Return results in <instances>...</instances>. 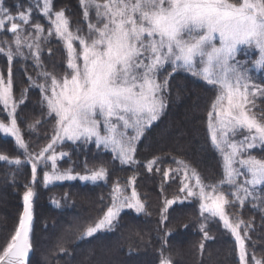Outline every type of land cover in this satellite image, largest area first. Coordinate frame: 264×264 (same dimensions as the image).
Segmentation results:
<instances>
[{
  "label": "snow or ice",
  "instance_id": "snow-or-ice-1",
  "mask_svg": "<svg viewBox=\"0 0 264 264\" xmlns=\"http://www.w3.org/2000/svg\"><path fill=\"white\" fill-rule=\"evenodd\" d=\"M80 5L87 21L84 34L81 28L72 30L65 10H54L52 0L42 4L37 0L35 5L36 11L48 18L47 30L34 21L32 5L10 6L7 0H0V34L12 35L11 41L0 40V54L9 62L7 80L0 75V104L6 110L12 104L10 125L0 123V132L14 137L28 156L33 182L38 162L47 166L50 160L52 172H44L45 185L76 179L94 183L106 179V169L84 175L57 171L58 142L94 141L97 147L110 149L122 164L135 163L137 142L167 106L171 77L184 71L202 79L216 91L208 127L212 144L223 158V180L207 185L195 171L189 173L187 166L177 161V169L166 170L163 176L167 179L170 171L182 173L179 191L184 196L165 200L160 223L167 221L170 206L194 198L201 215L207 213L205 220L219 217L236 237L241 264H247L244 240L238 231L243 222L230 223L225 209L237 202L243 205L249 198L255 200L258 187L264 190V159L249 151L264 146V113L258 117L253 112L254 98L264 97V86L255 84L252 76L253 70H264V0H80ZM53 36L66 52L64 74L58 78L43 71L40 75L45 84L36 86L44 93L42 99L56 129L51 142L33 156L17 126L11 63L17 57L31 58L41 68L42 43L50 42ZM242 48L255 50L258 56L240 59ZM238 136L242 139H236ZM0 161L22 164L6 155H0ZM156 163H148L149 172ZM134 185L132 178L128 194L127 186L114 184L111 206L94 226L84 230L82 239L112 230L125 208L144 212L145 204ZM224 185L231 191L225 193ZM34 195L32 187L23 194V213L14 234L0 250V264H28ZM200 230L209 238L206 224L202 223ZM160 256V264H172L163 250ZM253 262L264 264L254 256Z\"/></svg>",
  "mask_w": 264,
  "mask_h": 264
},
{
  "label": "trees",
  "instance_id": "trees-1",
  "mask_svg": "<svg viewBox=\"0 0 264 264\" xmlns=\"http://www.w3.org/2000/svg\"><path fill=\"white\" fill-rule=\"evenodd\" d=\"M52 4L54 10H65L73 30L81 28L85 32L80 0H52ZM38 22L45 26L39 18ZM2 36L5 40L8 33ZM42 49L41 68L31 58L17 57L11 63L17 126L33 156L51 142L56 129L55 119L48 115L42 99L44 93L36 86L45 84L40 73L61 77L66 68V52L54 36L42 43ZM8 72L7 56L0 54V74L6 79ZM252 76L255 84L264 86V70H254ZM215 93L212 86L190 73L174 74L163 114L136 144L135 163L122 164L93 142L56 145V154L67 153L57 155L58 172L71 170L84 175L106 169V179L94 183L71 180L45 185L43 176L52 168L50 160L47 166L38 162L33 182L28 156L12 137L0 132V155L22 161L21 165L0 161V250L14 234L24 208L23 194L32 187L35 199L28 264H159L162 250L172 264H238L233 238L217 218L205 220L207 215H201L198 200L170 206L167 221L160 223L165 200L181 195L180 175L170 171L167 179L163 176L164 171L177 169V161L183 162L188 171H195L207 185L223 180L222 157L212 144L208 127ZM255 104L253 112L259 117L264 113V97ZM8 119L0 104V122ZM250 154L264 159V147ZM153 160L157 163L149 172L147 165ZM132 178L145 204L144 212L122 210L112 230L82 239L84 230L102 218L111 205L114 184L127 186ZM222 190L231 191L227 185ZM130 191L131 186H127L128 194ZM228 199L233 198L229 195ZM225 211L230 220L243 222L239 231L247 254L264 260V190H256L255 200L226 206ZM202 223L207 226V239L200 230Z\"/></svg>",
  "mask_w": 264,
  "mask_h": 264
},
{
  "label": "rangeland",
  "instance_id": "rangeland-1",
  "mask_svg": "<svg viewBox=\"0 0 264 264\" xmlns=\"http://www.w3.org/2000/svg\"><path fill=\"white\" fill-rule=\"evenodd\" d=\"M42 2H43V0H40V3L42 4ZM7 3L8 4H10L11 6H13V5H17V4H23V6L25 7V8H27V7H29V5H32L33 6V19H34V21L35 22H38V18L40 19V21L42 20L43 22H44V24H45V26L44 27H46V29L49 27V22H48V18L47 17H44L43 15H41V14H39V12L38 11H36V9H35V5H36V3H37V0H10V1H7ZM13 11H15V8L13 7ZM56 11H59V10H56ZM36 12V13H35ZM93 22H94V17H93ZM85 32L84 33H86V31H87V21H85ZM73 30V29H72ZM84 33H82V34H84ZM3 37L4 36H2V34H0V40H2L3 39ZM8 38H6L5 40H8V41H11L12 40V35L10 34V33H8V36H7ZM76 43H78V42H76ZM24 51H25V53L27 54V52H28V50L25 48L24 49ZM251 56L253 59H255L257 56H258V53L255 51V50H251L250 52H248V51H246L245 49H241V53H240V56H239V58L240 59H246V57L247 56ZM254 71V70H253ZM1 75V74H0ZM7 77H8V75H7ZM59 78V77H58ZM5 79V78H4ZM5 80H7V78L5 79ZM49 83H50V81H49ZM215 96H216V93H215V95H214V99H215ZM259 97H261V96H259V95H257L255 98H254V100H255V102H256V100L259 98ZM214 99H213V101H214ZM2 106H3V108H4V105L3 104H1ZM11 107H12V104H11V102H10V104H9V107H8V109L6 110L5 108V111H6V113L8 114V117H9V119H8V122H6V123H4V124H7V125H10V116H9V113L11 112ZM254 109V108H253ZM1 123V122H0ZM2 133V132H1ZM4 135H8V136H10V137H12L11 135H9V134H5V133H3ZM211 134V133H210ZM54 135V134H53ZM53 137V136H52ZM14 140H15V138L14 137H12ZM236 139H242V136H238V137H236ZM66 142H70V143H72L71 141H64V142H58L57 143V145L59 144H62V143H66ZM93 143H94V141H93ZM95 144V143H94ZM101 148H103V149H105L103 146H100ZM264 146H261V145H257L254 149H251V150H249L250 151V153H251V151L252 150H255V149H259V148H263ZM105 150H107V151H109L111 154H112V156L115 158V154L110 150V149H105ZM48 154H50V153H48ZM48 154H46V155H48ZM221 154V153H220ZM58 155V154H57ZM253 156H255L256 158H258L257 156H256V154H252ZM59 157H60V155H58ZM221 157H222V155H221ZM115 159H117V158H115ZM258 159H260V158H258ZM118 161H120L119 159H117ZM222 164H223V158H222ZM50 165H52V163L50 164ZM47 172H49V173H51L52 172V168H51V170H47ZM192 172V171H191ZM190 171H189V173H191ZM73 174V173H72ZM180 175V179L182 180L183 179V175H182V173H180L179 174ZM76 180H79V179H76ZM180 180V181H181ZM65 181H71V180H65ZM79 181H81V180H79ZM54 182H58V181H54ZM59 182H62V181H59ZM81 182H85V181H81ZM50 184V183H49ZM261 188L260 187H258L257 188V191H259ZM131 192V191H130ZM130 192H129V194H130ZM183 196H184V193H181V195H180V198L182 199L183 198ZM34 199H35V195H34V197H33V201H32V206H33V202H34ZM194 198H190V199H188V200H185L184 202H177L176 204H186V203H189L191 200H193ZM194 200H196V199H194ZM199 203V202H198ZM23 205H24V202H23ZM111 206V205H110ZM123 210H134V209H128V208H125V209H123ZM32 212H33V209H32ZM205 215H207V213H205ZM227 215V214H226ZM221 223H222V225L224 226V224H223V222L219 219V217H216ZM229 218V217H228ZM229 221H230V223H233V224H235L236 222H234V221H232V220H230V218H229ZM94 226V225H93ZM227 231H228V233L231 235V237L233 238V240H234V243H235V247H236V254H237V258H238V261H239V263L238 264H241V261H240V254H239V244H238V242H237V240H236V237L231 233V231L229 230V229H227V228H225ZM101 231H104V230H101ZM101 231H99V232H101ZM238 231H239V229H238ZM239 233H240V231H239ZM30 235H31V232H30ZM240 235H241V233H240ZM61 236V235H60ZM242 237V236H241ZM247 252V251H246ZM256 258V257H255ZM246 259H247V264H254V262H253V256H250V255H248L247 254V257H246ZM256 259H258V258H256ZM258 260H260V259H258ZM160 264V263H159Z\"/></svg>",
  "mask_w": 264,
  "mask_h": 264
},
{
  "label": "water",
  "instance_id": "water-1",
  "mask_svg": "<svg viewBox=\"0 0 264 264\" xmlns=\"http://www.w3.org/2000/svg\"><path fill=\"white\" fill-rule=\"evenodd\" d=\"M22 213H23V211H22ZM33 214V213H32ZM22 215V214H21ZM33 221V220H32ZM30 255V254H29ZM29 258V257H28Z\"/></svg>",
  "mask_w": 264,
  "mask_h": 264
}]
</instances>
